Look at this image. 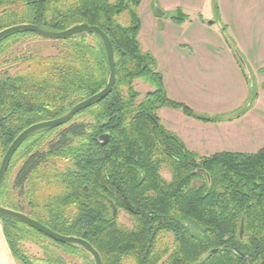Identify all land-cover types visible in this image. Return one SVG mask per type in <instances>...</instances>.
Wrapping results in <instances>:
<instances>
[{
	"label": "trees",
	"instance_id": "16d2710c",
	"mask_svg": "<svg viewBox=\"0 0 264 264\" xmlns=\"http://www.w3.org/2000/svg\"><path fill=\"white\" fill-rule=\"evenodd\" d=\"M141 3L0 0V31L18 24L50 32L98 26L113 43L116 63V81L106 98L21 144L0 185V205L25 213L21 201H26L27 215L58 233L87 240L103 264H264V146L250 153L201 156L164 125L163 107L194 112L168 96L157 58L142 47ZM34 36L39 37L27 30L8 35L0 41V55L9 41ZM58 40L62 45L56 54L27 52L11 70L0 63V166L24 129L65 115L109 82L105 45L96 32ZM140 78L153 90L138 101L135 81ZM84 113L88 119L77 121ZM105 133L107 143L100 140ZM28 144L36 147L25 150L9 183L10 167ZM15 190L21 201L10 197ZM122 211L131 225L120 221ZM0 219L21 264H51L23 245L49 237L13 217L0 214ZM50 240L83 256L84 264H96L82 254L88 252L82 246Z\"/></svg>",
	"mask_w": 264,
	"mask_h": 264
},
{
	"label": "rangeland",
	"instance_id": "374dc122",
	"mask_svg": "<svg viewBox=\"0 0 264 264\" xmlns=\"http://www.w3.org/2000/svg\"><path fill=\"white\" fill-rule=\"evenodd\" d=\"M164 5L170 8L171 11L167 17L159 18L161 22L163 24L173 23L178 38L185 41L186 39L193 40L194 50H199V54H224L223 39L231 52L241 55L242 60H245L246 57L252 59V64L259 67L257 68L259 76L264 78V0H142L138 10L142 23L140 32H142V38L146 37L148 44L154 49H164L166 42L164 34L150 26L147 16L156 9V6L162 8ZM220 33H222V36H220ZM182 43L180 53L183 56L191 54L192 47L185 44V42ZM61 45L59 40L46 39L41 36L27 37L19 43L9 41L3 45L7 50L4 52V49L0 55L1 67L2 69H15L20 64L19 57L31 51H39L44 56L56 54L61 49ZM152 54L154 55V53ZM154 56L157 58L156 55ZM6 59L8 62L5 63ZM181 60L180 58L176 61L174 57L165 55L162 56L161 62L166 70L172 72L182 71L184 75L183 83L194 86V107L183 102L192 109L194 116L186 114L182 109L166 107L179 110L185 118L194 121V131L191 132L194 133V151L197 154L211 153L210 143L214 144L213 147H218L216 150L224 149L220 148L222 144L230 141L226 139L225 135L228 130H224L223 124H239L242 126L247 121L252 123L255 120L264 124V96H260L261 92L264 94V81L262 84H258L257 74L255 76V70L251 66L248 71L251 74L253 73L252 78L246 76L250 96L245 105L240 109L238 108L239 111L243 109L246 111L242 116H233L239 112L237 111L230 118L226 116L233 111L225 110L229 103L228 90L224 87L225 80L230 76L226 72L223 73L221 69L210 67L209 63L202 61L198 62L199 67L194 68V74H191L187 71V68L183 69ZM245 62L248 65L247 61ZM218 64L222 65V62ZM135 90L140 94L138 101H141L153 90V86L146 79L140 78L135 81ZM175 101L181 102L179 100ZM250 101L252 103L249 106ZM84 114H78L76 120L88 119L87 115ZM262 144L263 147L264 142ZM29 147L36 146L28 144L23 149L24 151L22 150L15 157L9 170V183L13 181L17 169L24 160L23 154ZM163 174L167 178L170 177L167 170H163ZM16 192V190L10 191V197L21 201L18 199ZM21 202L24 206V212L28 214L31 208L26 201ZM0 221L2 223L1 219ZM120 221L131 225V219L124 211L120 213ZM50 239L44 237L34 238V240L25 241L23 245L30 254L38 258H49L51 264H84L83 256L65 252ZM81 252L83 255L89 256V259L94 260L90 253L83 250Z\"/></svg>",
	"mask_w": 264,
	"mask_h": 264
},
{
	"label": "crops",
	"instance_id": "0c3cea01",
	"mask_svg": "<svg viewBox=\"0 0 264 264\" xmlns=\"http://www.w3.org/2000/svg\"><path fill=\"white\" fill-rule=\"evenodd\" d=\"M166 12L164 16H158L155 14L156 10L150 12L147 16L148 23L152 28L160 30L164 34L166 47L164 49H154L150 44H148V40L146 37L142 38V32H140L139 38L142 44V47L145 51H150L157 56L158 60V68L161 74H163L164 85L167 91L168 96L171 99L179 100L181 102H185L186 104L194 107V86L192 84L186 85L183 83L182 71H169L164 69L163 64L161 62L162 56L168 55L174 57L175 60L182 59L183 69L187 68V71L191 74H194V68L197 69L199 67L198 62H207L210 67H215L221 69L226 72L230 77L225 80V86L228 90V106L225 110L233 111L232 113L227 114L226 117L232 118V115L236 113L240 108H242L245 103L248 101L250 92L248 87V79L246 78L248 74V78H252L253 73L251 74L248 70L251 66L255 70V76L257 74V82L258 84H262L264 78H261L257 72L258 66L252 64V59L246 57L243 60V66L240 64V61L236 54L232 53L229 49L228 45L226 46V41L222 39L223 48H225L224 54H199V50H194V42L193 40L179 39L177 35V31L173 28V23H162L159 19L160 17H167L168 13L171 11L170 8L164 5L161 8ZM147 21V20H146ZM211 23V22H209ZM203 24V23H201ZM206 25V23H204ZM222 36V33H220ZM221 38V37H220ZM188 44L192 47L193 51L191 54L183 56L180 53V45ZM179 51V52H178ZM244 57V56H243ZM248 65L246 64V62ZM219 65L218 63H221ZM245 62V64H244ZM251 64V65H250ZM264 67V66H263ZM262 67V68H263ZM245 72V73H244ZM194 76V75H193ZM254 81V80H253ZM238 90V91H237ZM237 91V92H236ZM263 91V89H262ZM236 94V96H234ZM260 96H264L261 92ZM227 103V100L225 101ZM239 108V109H238ZM238 109V110H236ZM160 117L164 123V125L170 129L178 133L185 141L186 145L194 151V136L191 131H194V121L188 120L184 117L181 111L164 107L159 111ZM235 116V114L233 115ZM242 116V115H241ZM240 119V118H239ZM232 124V123H229ZM224 130H228L226 139L230 142H226L222 144L220 150L218 147H213L214 144H211V153L208 154H200L201 156H208L210 154L221 152V151H237V152H256L260 148L264 142V124L258 121L248 122L241 125H228L223 124ZM239 139V140H238ZM224 141V140H223ZM229 147V148H228ZM0 264H21L12 254V251L8 245L3 225L0 221Z\"/></svg>",
	"mask_w": 264,
	"mask_h": 264
},
{
	"label": "water",
	"instance_id": "95a60500",
	"mask_svg": "<svg viewBox=\"0 0 264 264\" xmlns=\"http://www.w3.org/2000/svg\"><path fill=\"white\" fill-rule=\"evenodd\" d=\"M155 10L159 16L166 15V12L164 10H162L161 8H159V6H156ZM24 30L34 32L43 38L54 39V40L65 39L67 37H71V36L79 34V33H90L92 31L96 32L101 37V39L105 45L108 63H109V68H110V79H109V82L104 89H102L100 92L92 95L91 97L77 103L65 115L60 116V117L55 118V119H51V120L42 121V122L32 124L28 128L24 129L16 137V139L13 141V143L10 145V147L8 148L4 158L2 160V163L0 166V185L2 184L3 180L6 177V174H7L10 162L12 160V157L14 156V154L18 150V148L21 146V144L29 136H31L33 133H35L36 131H38L40 129H43L46 127L61 126V125L68 123L69 121H71L75 117V115L78 112H80V111L92 106L93 104L100 102L104 98H106L112 92L113 86H114L115 81H116V63H115V54H114L113 43H112L110 37L100 27L90 26L88 24H77V25H74V26H72L66 30H63V31L50 32V31H46V30H44V29H42L36 25H33V24H18V25H14V26L8 27V28L0 31V41L2 39H4L5 37H7L8 35L14 33V32L24 31ZM100 140L104 143H107L109 140V134L105 133V134L100 135ZM85 188L87 189V187H85ZM0 214L1 215H7V216L13 217V218L21 221V222L29 225L30 227L36 229L37 231L45 234L47 237L51 238L52 240H54L56 242L71 243V244L80 245L83 248H85L93 256L96 264H103L102 257L100 255V253L98 252V250H96L92 246V244L85 239H82V238L76 237V236H67V235H63L61 233H58V232L50 229L48 226L44 225L40 221L30 217L27 214L20 212V211H17V210H14V209H11V208H8V207H5V206H2V205H0ZM113 216L114 217L117 216L116 206H113ZM241 233H244L243 225L241 227Z\"/></svg>",
	"mask_w": 264,
	"mask_h": 264
}]
</instances>
